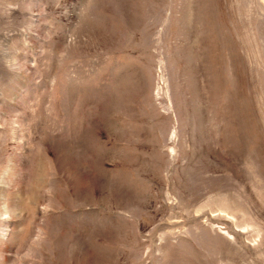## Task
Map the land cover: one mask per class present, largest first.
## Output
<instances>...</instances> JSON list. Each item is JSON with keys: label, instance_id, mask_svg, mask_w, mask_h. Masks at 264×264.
I'll return each mask as SVG.
<instances>
[{"label": "rangeland", "instance_id": "obj_1", "mask_svg": "<svg viewBox=\"0 0 264 264\" xmlns=\"http://www.w3.org/2000/svg\"><path fill=\"white\" fill-rule=\"evenodd\" d=\"M0 264H264V0H0Z\"/></svg>", "mask_w": 264, "mask_h": 264}, {"label": "bare ground", "instance_id": "obj_2", "mask_svg": "<svg viewBox=\"0 0 264 264\" xmlns=\"http://www.w3.org/2000/svg\"><path fill=\"white\" fill-rule=\"evenodd\" d=\"M0 209L2 210V211H6V214H7V212H8V210L6 209V205L3 203V205L0 207Z\"/></svg>", "mask_w": 264, "mask_h": 264}]
</instances>
